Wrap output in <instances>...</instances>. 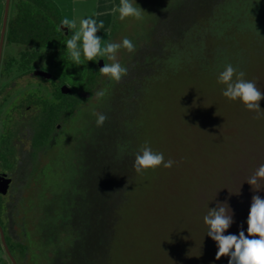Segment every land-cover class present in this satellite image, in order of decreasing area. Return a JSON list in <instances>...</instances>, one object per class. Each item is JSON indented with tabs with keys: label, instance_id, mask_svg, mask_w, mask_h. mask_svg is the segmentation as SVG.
Masks as SVG:
<instances>
[{
	"label": "trees",
	"instance_id": "16d2710c",
	"mask_svg": "<svg viewBox=\"0 0 264 264\" xmlns=\"http://www.w3.org/2000/svg\"><path fill=\"white\" fill-rule=\"evenodd\" d=\"M132 3L143 10L141 15L147 7L148 15L121 21L114 13L105 36V45L125 37L135 45L134 52L123 53L122 66L128 72L120 82L99 73L97 57L88 62L81 56L79 65L70 59L66 41L71 36L64 33L51 2L16 4L6 40L25 49L18 58L7 59L5 69L29 71L39 66L54 72L60 84L80 91L82 102H96L108 117L101 127L97 118L82 122L74 133L69 131L67 143L58 137L42 143L34 167L17 177L4 221L5 239L17 264H115L134 190L144 175L154 171L138 174L133 164L147 142L143 124L153 112L155 87L174 76L193 78L195 85L196 80L217 82L229 63L246 77L255 64L264 63V0ZM97 90L105 91L100 100ZM83 104L61 111L56 107L63 114L58 117L69 116L73 123L85 112ZM61 144L70 149L50 157ZM0 247L5 253L1 241ZM222 260L216 264H224Z\"/></svg>",
	"mask_w": 264,
	"mask_h": 264
},
{
	"label": "rangeland",
	"instance_id": "374dc122",
	"mask_svg": "<svg viewBox=\"0 0 264 264\" xmlns=\"http://www.w3.org/2000/svg\"><path fill=\"white\" fill-rule=\"evenodd\" d=\"M145 9L143 17L149 13ZM93 13H66L61 19L75 20L78 26L81 18ZM130 23L134 25L133 21ZM142 27H138L139 32ZM73 31L68 29L70 36ZM105 41L104 38L102 46ZM24 49L4 44L1 65L9 58H18ZM121 51L117 59L122 65L126 50ZM98 57L103 60L107 56ZM192 79L174 76L159 82L152 92L153 112L143 124L146 143L153 151L162 152L165 161L172 159L176 163L171 168L153 169L152 174L147 173L139 181L124 224L122 246L115 251V264H216L218 249L207 236L204 223L209 209L224 207L228 215L233 213L234 223L225 235H238L241 227L246 229L244 221L252 196L264 198V179L252 186L247 183L264 164V100L260 101L261 112L249 111L239 101L222 95L224 85L206 79L204 83L196 80V86ZM245 79L254 81L264 92V63L255 64ZM33 81L28 76L15 79L18 88ZM92 102L83 104L85 112L70 122L67 133H74L82 122L97 118L94 113H100V105ZM1 103L0 96V121L6 113V106ZM45 130L42 125L40 132ZM66 137L61 141L67 143ZM68 149L61 144L51 151L50 157ZM38 193L39 190L35 198ZM221 258L228 264V257ZM0 264H11L1 247Z\"/></svg>",
	"mask_w": 264,
	"mask_h": 264
},
{
	"label": "clouds",
	"instance_id": "9594fccd",
	"mask_svg": "<svg viewBox=\"0 0 264 264\" xmlns=\"http://www.w3.org/2000/svg\"><path fill=\"white\" fill-rule=\"evenodd\" d=\"M142 9L137 8L132 0H120L119 6L113 8V12L119 14L121 21L132 17L136 20L142 18ZM97 13L81 18L79 25L75 20L65 18L62 28L69 31L74 30L70 39L66 41V50L70 59L77 65L81 62V56L85 60L93 61L97 56H107L112 63H104L99 73L112 81L120 82L127 75L128 69L120 64L117 53L121 48L129 53L135 51L134 43L125 37L120 42H109L102 46V38L97 33L104 27L103 21L99 23L94 18ZM245 73L238 71L231 63L226 64L223 71L218 74L217 83L224 85L222 95L230 101H239L249 111L261 112L260 101L264 100L262 92L252 80L244 78ZM97 100L105 96L104 90L95 92ZM96 124L103 126L108 117L103 113H94ZM176 163L172 159L165 161L162 152L153 151L147 143L142 145L135 155L133 167L138 174L146 170L156 169L160 166L171 168ZM264 179V164H261L248 179L249 185H256ZM204 223L208 227L207 236L216 244L217 252L215 258L228 257V264H264V198L253 195L251 206L247 216V235L241 227L237 234L225 233L234 223L233 213L227 214L224 207L209 209L204 216Z\"/></svg>",
	"mask_w": 264,
	"mask_h": 264
},
{
	"label": "flooded vegetation",
	"instance_id": "af4514ba",
	"mask_svg": "<svg viewBox=\"0 0 264 264\" xmlns=\"http://www.w3.org/2000/svg\"><path fill=\"white\" fill-rule=\"evenodd\" d=\"M99 60L97 56V65ZM103 61L107 63L106 58ZM36 71L51 73V76L36 75ZM25 76L33 79V83L18 88L15 79ZM63 86L54 72L39 66L29 71L5 69L3 63L0 67V96L6 106V113L0 121V175L5 174L11 179L6 194H0V226L3 233L6 203L12 198L10 194L17 177L34 167V156L39 154V148H43L44 143L56 137L68 138L66 131L71 121L69 116L58 117L63 115L60 113L62 108L84 103L79 99L80 91L66 86L67 92L64 93ZM42 97L45 99L42 100ZM56 107L59 112H56ZM42 125L46 126V130L41 133ZM10 252L15 259L14 252Z\"/></svg>",
	"mask_w": 264,
	"mask_h": 264
},
{
	"label": "crops",
	"instance_id": "0c3cea01",
	"mask_svg": "<svg viewBox=\"0 0 264 264\" xmlns=\"http://www.w3.org/2000/svg\"><path fill=\"white\" fill-rule=\"evenodd\" d=\"M18 1L19 0H10L4 44L8 43L6 40L7 29L10 25V22L13 21L15 17V11H16L15 7ZM48 1L51 2L56 7L60 17L61 15L63 16V14L66 13H73L74 16L78 14L84 15L88 11L97 13L98 15H96L94 18L97 20L98 23L100 21H103L104 23V27L101 33L100 32L97 33V35L102 38V41L104 40L107 34L106 28L113 19V16L111 17V15L114 14L113 8L117 7L120 3V0H48ZM5 6H6V0H0V32L2 28Z\"/></svg>",
	"mask_w": 264,
	"mask_h": 264
},
{
	"label": "water",
	"instance_id": "95a60500",
	"mask_svg": "<svg viewBox=\"0 0 264 264\" xmlns=\"http://www.w3.org/2000/svg\"><path fill=\"white\" fill-rule=\"evenodd\" d=\"M9 4H10V0H6V6H5V12H4V16H3V22H2V28H1V32H0V67H1V61H2V52H3V46H4V40H5V33H6V25H7V19H8V11H9ZM64 33H68V29L67 28H62ZM98 65L99 68L104 66V61L102 59H100L98 61ZM36 75H43V76H47L50 77L51 73H47L44 71H36ZM67 87L63 86L62 87V91L65 93L67 92ZM81 96L83 97H87V94L82 93ZM11 182V179L7 178L5 174L0 175V194H6L9 184ZM0 240H1V244L4 248V251L6 253V255L8 256L11 264H17V262L15 261L14 257L12 256L9 248L7 247L6 241H5V237H4V233H3V229L0 226Z\"/></svg>",
	"mask_w": 264,
	"mask_h": 264
}]
</instances>
